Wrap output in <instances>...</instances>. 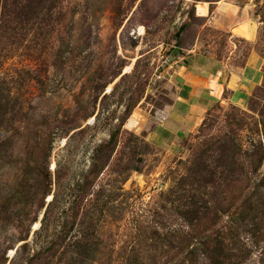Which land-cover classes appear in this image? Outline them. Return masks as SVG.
Returning a JSON list of instances; mask_svg holds the SVG:
<instances>
[{"label": "rangeland", "instance_id": "1", "mask_svg": "<svg viewBox=\"0 0 264 264\" xmlns=\"http://www.w3.org/2000/svg\"><path fill=\"white\" fill-rule=\"evenodd\" d=\"M6 2L0 264H264V0ZM231 49L249 99L153 145L171 61Z\"/></svg>", "mask_w": 264, "mask_h": 264}, {"label": "crops", "instance_id": "2", "mask_svg": "<svg viewBox=\"0 0 264 264\" xmlns=\"http://www.w3.org/2000/svg\"><path fill=\"white\" fill-rule=\"evenodd\" d=\"M213 9L218 11V6ZM209 10L200 17L207 18L213 12ZM234 20L231 16L230 36L242 37L234 32ZM235 57V49L222 59L192 50L171 61L172 99L154 111L155 121L147 139L158 147L172 146L192 132L213 106L244 104L262 79L261 60L254 51H249L239 65L231 62Z\"/></svg>", "mask_w": 264, "mask_h": 264}, {"label": "trees", "instance_id": "3", "mask_svg": "<svg viewBox=\"0 0 264 264\" xmlns=\"http://www.w3.org/2000/svg\"><path fill=\"white\" fill-rule=\"evenodd\" d=\"M6 1H7V0H2V2H3V5L1 6V7H3V12H2V15H3V16H2V17H4V15H6V14L4 13L5 4L7 3ZM30 2H31V0H26V2H25V4L23 5L22 9L25 8V7H28L29 4H30ZM7 5L10 6L11 4H10V3H7ZM8 6H7V7H8ZM2 19H3V18H2ZM2 21H3V20H2ZM45 213H46V212H45Z\"/></svg>", "mask_w": 264, "mask_h": 264}]
</instances>
